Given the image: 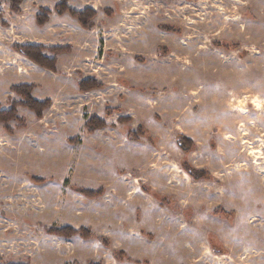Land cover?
Returning a JSON list of instances; mask_svg holds the SVG:
<instances>
[{
  "label": "rangeland",
  "instance_id": "rangeland-1",
  "mask_svg": "<svg viewBox=\"0 0 264 264\" xmlns=\"http://www.w3.org/2000/svg\"><path fill=\"white\" fill-rule=\"evenodd\" d=\"M62 1L0 0V264H264V0Z\"/></svg>",
  "mask_w": 264,
  "mask_h": 264
},
{
  "label": "trees",
  "instance_id": "trees-1",
  "mask_svg": "<svg viewBox=\"0 0 264 264\" xmlns=\"http://www.w3.org/2000/svg\"><path fill=\"white\" fill-rule=\"evenodd\" d=\"M6 1L10 8L15 11H20V5L24 0H3ZM44 14L39 15L38 23L39 25H45L48 21V15L50 14V11L46 10L44 11ZM55 12L58 15H64L65 13H69L73 18L78 19L81 24L85 28H90L93 26V19L97 16V12L93 9L87 8L83 11H78L75 9H72L67 4V0H63L60 4H58L55 8ZM3 16V11L0 10V19ZM166 30H170L167 27H163ZM17 51L24 55L25 57L29 58L36 64H38L41 67L48 68L49 70L55 71L56 70V60L54 58H49L44 54V51L46 50L43 46L40 45H19L16 47ZM67 48L62 47H56L52 48V51L56 53H62L66 51ZM103 85L99 83L96 80L93 79H86L80 82V90L82 92H89L94 89L101 88ZM12 91L16 94L20 95L24 100L23 102H20L19 104L23 105L24 107L36 112V114L41 117L45 110L51 107L52 101L46 100V101H39L36 100L32 96V86L30 85H15L12 87ZM16 105L13 106L10 110H3L0 106V121L7 122L10 119H13L16 117ZM121 122L129 121V118H121L119 119ZM106 127V122L101 120L98 117H92L87 123L86 128L89 129L90 132L95 131L97 129H101ZM138 132H142V129L140 128ZM135 136L138 135V133L134 134ZM181 147L184 150H188L192 147L193 142L188 139L187 137H182L180 139ZM189 174L193 177L195 180L199 179H207L209 177L208 173L203 170L198 169H190L188 170ZM82 194L89 197V198H95L100 197L103 195V190L99 191H93V190H83ZM53 234L57 235H68L72 233H78V231L73 230L72 228H61V229H52L50 230ZM87 230L82 229L79 231L83 236L87 235Z\"/></svg>",
  "mask_w": 264,
  "mask_h": 264
},
{
  "label": "bare ground",
  "instance_id": "bare-ground-1",
  "mask_svg": "<svg viewBox=\"0 0 264 264\" xmlns=\"http://www.w3.org/2000/svg\"><path fill=\"white\" fill-rule=\"evenodd\" d=\"M240 100V99H239ZM244 154V153H243ZM245 156V155H244ZM243 156L241 155V156H239V159H241ZM259 180V179H258ZM257 185V184H256ZM260 185V184H259ZM257 187H259V186H257ZM257 190V189H256Z\"/></svg>",
  "mask_w": 264,
  "mask_h": 264
}]
</instances>
